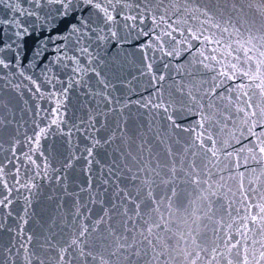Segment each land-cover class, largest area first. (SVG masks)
Masks as SVG:
<instances>
[{
  "label": "water",
  "instance_id": "1",
  "mask_svg": "<svg viewBox=\"0 0 264 264\" xmlns=\"http://www.w3.org/2000/svg\"><path fill=\"white\" fill-rule=\"evenodd\" d=\"M93 3L0 0V264H264V0Z\"/></svg>",
  "mask_w": 264,
  "mask_h": 264
},
{
  "label": "snow or ice",
  "instance_id": "2",
  "mask_svg": "<svg viewBox=\"0 0 264 264\" xmlns=\"http://www.w3.org/2000/svg\"><path fill=\"white\" fill-rule=\"evenodd\" d=\"M56 3H58L61 9H63L61 13L62 19L59 23L53 24L50 30L59 31L61 24H64L65 27L70 30V32L79 31L80 27H90V25H88L85 22L83 17H81L80 20L77 22H73V18H71V13L76 12V11H83L84 8L99 9L103 11L104 17L106 19L108 20L114 19V17H112L111 14L108 13L107 9L102 8V6L99 3H93V0H82V3H81V0H56ZM7 7L12 8L13 5L8 4ZM29 15H31V13H29ZM18 34L19 33H17V35ZM113 35H115V33H113ZM81 51L86 52L87 49L84 48V49H81ZM39 54H40L39 51H37L36 55H39ZM97 75H99V73H97ZM245 75H247V73H245ZM261 151H264V149H261ZM261 211L264 212V208H262ZM149 231H151V229H149ZM73 243H75V241H73ZM228 264H233V262L229 260ZM244 264H247V259H245Z\"/></svg>",
  "mask_w": 264,
  "mask_h": 264
}]
</instances>
